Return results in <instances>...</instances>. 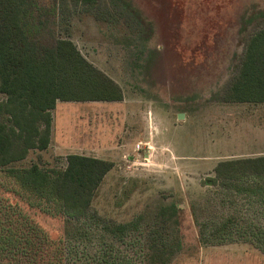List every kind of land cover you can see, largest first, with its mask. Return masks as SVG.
<instances>
[{
  "label": "rangeland",
  "instance_id": "obj_1",
  "mask_svg": "<svg viewBox=\"0 0 264 264\" xmlns=\"http://www.w3.org/2000/svg\"><path fill=\"white\" fill-rule=\"evenodd\" d=\"M37 1L56 9V40L73 43L123 101L56 102L47 147L0 169V227L31 232L34 245L1 261L264 264V183L204 185L218 162L264 155V110L222 101L264 28V0ZM72 154L112 163L82 218L10 173L64 169Z\"/></svg>",
  "mask_w": 264,
  "mask_h": 264
},
{
  "label": "trees",
  "instance_id": "obj_2",
  "mask_svg": "<svg viewBox=\"0 0 264 264\" xmlns=\"http://www.w3.org/2000/svg\"><path fill=\"white\" fill-rule=\"evenodd\" d=\"M55 16L54 6L37 0H0V169L24 159L29 150L47 147L56 102L122 100L118 85L87 62L73 43L56 40ZM222 101L264 103V28L246 43ZM111 168L103 159L72 154L64 169L32 165L10 173L22 189L53 202L70 218H82ZM213 173L204 185L225 188L245 178L264 183V155L218 162ZM29 233L0 227V264H7L2 253L17 261L30 254L34 245H29Z\"/></svg>",
  "mask_w": 264,
  "mask_h": 264
},
{
  "label": "crops",
  "instance_id": "obj_3",
  "mask_svg": "<svg viewBox=\"0 0 264 264\" xmlns=\"http://www.w3.org/2000/svg\"><path fill=\"white\" fill-rule=\"evenodd\" d=\"M242 55H243V53H242ZM121 101H123V94H122V100ZM121 101H117V102H113V103H119ZM248 104H250V103H227V105L232 106V107H234V106H244V105H248ZM250 105H252L254 107H257V109H259V110H255V111L260 112L261 110H264V103L250 104ZM263 136H264V134H263Z\"/></svg>",
  "mask_w": 264,
  "mask_h": 264
},
{
  "label": "water",
  "instance_id": "obj_4",
  "mask_svg": "<svg viewBox=\"0 0 264 264\" xmlns=\"http://www.w3.org/2000/svg\"><path fill=\"white\" fill-rule=\"evenodd\" d=\"M179 118H180V116H179Z\"/></svg>",
  "mask_w": 264,
  "mask_h": 264
}]
</instances>
